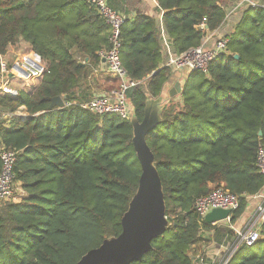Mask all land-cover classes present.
Listing matches in <instances>:
<instances>
[{"label": "trees", "instance_id": "1", "mask_svg": "<svg viewBox=\"0 0 264 264\" xmlns=\"http://www.w3.org/2000/svg\"><path fill=\"white\" fill-rule=\"evenodd\" d=\"M157 1L177 54L201 45L227 16L222 0ZM107 3L127 17L120 36L123 66L134 80L148 78L127 92L141 121L147 101L161 96L173 71L163 64L157 20L143 13L132 20L117 1ZM111 33L85 0H0V70L1 57L21 40L47 68L33 91L0 95L1 109L14 113L24 106L30 115L0 119V142L18 151L15 185L25 192L0 203V264H76L122 232L142 173L133 124L79 105L97 96L83 87L93 84ZM227 38L228 52L207 72H188L180 101L170 99L162 122L147 134L170 224L130 264H196L192 249L216 228L196 211L195 201L217 186L236 194L233 225L264 190L257 165L264 148V7L245 10ZM105 81L111 89L119 85L114 76ZM57 96L76 103L50 109ZM261 231L254 246L239 244L226 264H264V252L248 253L264 245V224Z\"/></svg>", "mask_w": 264, "mask_h": 264}, {"label": "built area", "instance_id": "2", "mask_svg": "<svg viewBox=\"0 0 264 264\" xmlns=\"http://www.w3.org/2000/svg\"><path fill=\"white\" fill-rule=\"evenodd\" d=\"M94 5L99 13L105 18L107 23L110 24L111 33V48L107 51H101L100 56L104 60L106 65V71L119 80V88L115 91L97 95L93 99L80 102L79 105L90 112L98 114L100 116L106 114H115L122 119H131L133 116V108L130 100L127 96L129 89L146 84V80H134L130 78L127 70L123 66L121 60V30L127 17L125 14L115 10L107 3V0H85ZM234 3L227 8L226 20L235 17L236 15L243 16L245 10L249 8L264 7V2L261 0H233ZM225 24V23H224ZM219 30V29H218ZM210 32L202 41L201 45L196 48H192L185 53L178 54L166 63V66L171 68L191 70H202L207 72L210 65L221 55L228 52V38L226 33L220 35ZM2 58V57H1ZM39 55L33 53L24 62L16 63L14 69L0 84V95H11L17 97L20 92L19 89H13L12 79L28 78L34 80H40L45 71L46 65ZM3 64L1 63V68ZM3 70V69H2ZM1 71V70H0ZM63 98V97H62ZM64 106L68 107L75 104L74 101H68L65 97ZM13 114V113H12ZM17 115V114H16ZM18 151L5 147L0 142V161L2 162V169L0 172V203L15 199L18 200L25 192L17 188L15 185V173L14 167L17 161ZM257 165L264 175V148L259 149ZM20 189V192L18 191ZM18 192V194H17ZM262 193V194H261ZM254 197L259 198L254 216L245 225L242 230L235 229L233 225L231 228L237 234L239 242L234 245V248L224 256L219 264H226L237 249L239 244L244 243L247 246H254L262 237V226L264 224V193L263 191L256 194ZM239 196L230 192L223 186L215 187L212 192L206 196H202L195 201L196 211L205 218V216L214 209L229 210L232 212L239 207ZM231 215L223 220L231 223ZM219 222L212 223L213 226H217ZM196 264H206V258L204 254L196 257Z\"/></svg>", "mask_w": 264, "mask_h": 264}, {"label": "water", "instance_id": "3", "mask_svg": "<svg viewBox=\"0 0 264 264\" xmlns=\"http://www.w3.org/2000/svg\"><path fill=\"white\" fill-rule=\"evenodd\" d=\"M238 57L235 55V58ZM181 91V83L177 82L170 93L175 96ZM160 101V98L147 101L141 121L135 115L131 118L134 128L133 143L142 173L137 191L122 218L121 234L106 238L99 247L88 251L76 264H130L141 260L152 249V241L166 232L170 222L166 215L165 194L154 153L147 142V134L162 122ZM56 106H64L61 96L53 98L50 109ZM230 215L229 210L214 209L205 219L214 223L223 221Z\"/></svg>", "mask_w": 264, "mask_h": 264}, {"label": "crops", "instance_id": "4", "mask_svg": "<svg viewBox=\"0 0 264 264\" xmlns=\"http://www.w3.org/2000/svg\"><path fill=\"white\" fill-rule=\"evenodd\" d=\"M114 1L115 2L117 1V5L119 4V7H121V9L123 11H125L126 14L129 16V18H131L132 20H134L136 18V16L139 15L140 13H143V14L149 15L151 17H154L157 20V23H158L159 28H160L161 43H162V46H163V64L166 65V63L170 60V58L178 55L174 51V49L172 47V44L170 42V37L168 36L167 32L165 31L163 18H162L163 17V11L160 9L157 0H114ZM123 1H125V5L123 4ZM229 1H230V3H229L228 6L230 7L234 3V1L233 0H229ZM261 2H264V0H261ZM235 17H233V18H235ZM233 18H231V19H233ZM223 27H224V25L217 32H215L214 34L217 33V35H220L221 33H224L225 30L223 29ZM171 69L173 71L172 77L165 84V87L163 89V92H162L161 96H159L157 98H154V97L150 98V99H155V100L159 99V98L161 99V101H160L161 113H162L163 106L170 99H172V98L174 99L175 98V101H177V102L180 101L181 92L180 93L177 92L176 96H171L170 92H171V90L173 88H175L177 82H180L181 86L183 87L184 80L188 76V72H189L186 69H178V70H176L175 68H171ZM92 75H94V78H95L94 81H93V84L92 85H85L83 88H88L87 86H90L91 89L95 92L96 95H98L99 93H101V94L109 93L107 91L111 90V88L109 87L108 83L105 81V78L113 77V76H111L106 71V65L104 64V60H102L101 65L95 67V69L93 70V74ZM147 79H145L146 80L145 82H147ZM20 109H21V111L16 113L17 116H20L24 120L28 119L30 117V115L26 111L25 107L22 106V107H20ZM0 111L3 112V113H6V114L8 113L7 110L1 109V108H0ZM9 114H11V113H9ZM1 116H2V113H0V117ZM263 193H264V190H263ZM258 203H259V199H257L256 197L252 196L250 198L249 205H248V208L246 210V214L248 213L250 215H253ZM220 222H225V221H219V223ZM207 235L209 237V236H212L213 234L212 233H209V234L207 233ZM208 247L209 246H207V245L205 246L204 245V241L198 243L193 248L194 257H197L198 255H201V254H204L205 258H206V261H205L206 264H219L220 261L227 254V251L226 252H222L223 254H221L219 252L220 249L213 248V250L212 249L209 250ZM201 264H203V263H201Z\"/></svg>", "mask_w": 264, "mask_h": 264}, {"label": "rangeland", "instance_id": "5", "mask_svg": "<svg viewBox=\"0 0 264 264\" xmlns=\"http://www.w3.org/2000/svg\"><path fill=\"white\" fill-rule=\"evenodd\" d=\"M222 3L224 4L226 9L229 8L228 6L230 3L229 0H222ZM241 18L242 16H240L239 14L233 19H228L225 22L224 27H223V29L225 30L224 33H226L227 35L230 34L234 30V27L237 25V23L241 20ZM33 53L34 51L30 48L29 43L26 41L21 40V41H18L16 44L10 45L7 52L1 58V63L3 64V66L0 71V84L9 75V73L13 71L14 65L16 63L24 62L29 56H32ZM74 54L77 55V52L74 51ZM42 62L44 63V61ZM11 81L13 82L12 88L13 89L18 88L19 92L21 90L33 91L34 88L39 83V80L28 79L25 77L20 78L18 80L12 79ZM118 88H119V85H116L115 87H113L111 90L107 92H112L113 90L115 91ZM98 95H102V94L99 93ZM20 111H21L20 108H18L14 113L12 112L13 114L9 111H7L8 112L7 114L0 111V113H2V116L0 117V119L10 121L12 116ZM18 191L20 192V189ZM259 202H260V199H259ZM252 216H254V213L253 215H250L248 213L246 214L245 212L243 216L236 223L233 224V226L235 227V229L242 230L245 227V225L250 221ZM215 228L216 229L212 231L213 235L210 236L209 240L205 239L204 245L209 246L208 247L209 250L211 249L213 250V248H218L220 249V251L219 250L218 251L221 254H223L222 252H226V251L228 254L234 248V245L236 244V242L237 243L239 242L237 234L234 231V229L231 228V225L228 221L220 222L217 226H215ZM263 252H264L263 244H261V247L255 246L251 248L250 250H248V253H263ZM191 253L194 254L193 249Z\"/></svg>", "mask_w": 264, "mask_h": 264}]
</instances>
